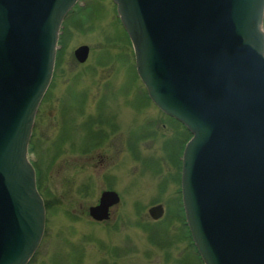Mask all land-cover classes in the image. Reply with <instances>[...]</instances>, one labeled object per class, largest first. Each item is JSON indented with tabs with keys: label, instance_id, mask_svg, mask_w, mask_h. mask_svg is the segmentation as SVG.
<instances>
[{
	"label": "water",
	"instance_id": "95a60500",
	"mask_svg": "<svg viewBox=\"0 0 264 264\" xmlns=\"http://www.w3.org/2000/svg\"><path fill=\"white\" fill-rule=\"evenodd\" d=\"M80 1L0 0V264H29L44 237L29 147ZM112 1L150 100L192 135L181 194L203 264H264V0ZM120 200L104 191L90 217L109 220Z\"/></svg>",
	"mask_w": 264,
	"mask_h": 264
},
{
	"label": "rangeland",
	"instance_id": "374dc122",
	"mask_svg": "<svg viewBox=\"0 0 264 264\" xmlns=\"http://www.w3.org/2000/svg\"><path fill=\"white\" fill-rule=\"evenodd\" d=\"M82 46L90 49L84 63L75 57ZM101 134L108 139L90 152ZM191 137L149 100L114 2L82 0L63 24L30 141L49 206L29 264H202L176 177ZM105 190L121 200L98 222L89 208ZM157 205L165 215L154 221Z\"/></svg>",
	"mask_w": 264,
	"mask_h": 264
},
{
	"label": "flooded vegetation",
	"instance_id": "af4514ba",
	"mask_svg": "<svg viewBox=\"0 0 264 264\" xmlns=\"http://www.w3.org/2000/svg\"><path fill=\"white\" fill-rule=\"evenodd\" d=\"M80 4V3H79ZM78 4V5H79ZM62 36V35H61ZM57 66V65H56ZM55 70H56V67H55ZM55 73V72H54ZM48 94V93H47ZM47 94H46V96H47ZM150 100V99H149ZM151 101V100H150ZM152 102V101H151ZM153 103V102H152ZM166 115V114H165ZM169 119H171L172 121H174V122H176L177 120H175L174 118H172V117H170V116H168V115H166ZM178 122V121H177ZM104 134V133H103ZM103 134H101V138H98L99 140H101V141H99V142H97L96 144L94 143V145L93 146H91V147H89L90 148V152H92L95 148L94 147H98L99 145H100V143L101 142H105L106 141V139H108V135H107V137H105ZM94 148V149H93ZM183 151H184V149H183ZM182 156H183V152H182ZM181 163H182V158H181ZM176 177H180V179H181V177H182V173H180V174H177L176 175ZM105 191H107V190H105ZM104 192V191H103ZM45 198V197H44ZM112 209H114V208H112ZM112 209H111V212H112Z\"/></svg>",
	"mask_w": 264,
	"mask_h": 264
},
{
	"label": "trees",
	"instance_id": "16d2710c",
	"mask_svg": "<svg viewBox=\"0 0 264 264\" xmlns=\"http://www.w3.org/2000/svg\"><path fill=\"white\" fill-rule=\"evenodd\" d=\"M185 143V142H184ZM35 166V168H36V165H34ZM36 170H37V173L39 174V171H38V168H36ZM38 179H39V175H38ZM40 187V186H39ZM40 190V189H39ZM45 203H46V207L48 208V206H49V203L45 200ZM193 245H191V247H192Z\"/></svg>",
	"mask_w": 264,
	"mask_h": 264
},
{
	"label": "bare ground",
	"instance_id": "6f19581e",
	"mask_svg": "<svg viewBox=\"0 0 264 264\" xmlns=\"http://www.w3.org/2000/svg\"><path fill=\"white\" fill-rule=\"evenodd\" d=\"M71 12L66 16L64 22L67 20V18L70 16ZM49 92V91H48Z\"/></svg>",
	"mask_w": 264,
	"mask_h": 264
}]
</instances>
